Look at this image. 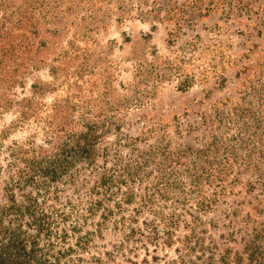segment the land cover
Masks as SVG:
<instances>
[{
    "label": "rangeland",
    "instance_id": "rangeland-1",
    "mask_svg": "<svg viewBox=\"0 0 264 264\" xmlns=\"http://www.w3.org/2000/svg\"><path fill=\"white\" fill-rule=\"evenodd\" d=\"M1 48L0 209L31 160L69 161L13 189L67 232L60 264L217 258L264 228V0H0Z\"/></svg>",
    "mask_w": 264,
    "mask_h": 264
},
{
    "label": "trees",
    "instance_id": "trees-1",
    "mask_svg": "<svg viewBox=\"0 0 264 264\" xmlns=\"http://www.w3.org/2000/svg\"><path fill=\"white\" fill-rule=\"evenodd\" d=\"M3 53L4 49L1 48L0 56ZM84 136L86 134L72 142L74 147L67 152V158L73 159L78 153L86 158L92 156L91 148H87L85 141L81 142ZM57 158L52 156L45 158L44 161L31 160L28 167L17 172L12 187L7 189L10 200L0 209V264L61 263L60 253L56 254L54 250L67 236V232H62L60 228L61 223L52 212L40 208L41 205L35 195L23 194L24 197L17 200L13 192V189L16 191L27 186L40 192L42 188L56 182L70 167L69 161L61 162ZM6 217L8 220L4 223ZM246 219L250 221L247 217ZM244 233L246 238L242 237L243 244L240 250L225 247L217 258L210 252L192 259L189 253L186 254L188 258H185V255L181 258L180 264H264V228L250 227ZM81 243V236L76 237L75 244L78 246ZM72 250L73 247L69 245L64 251ZM201 252L205 253L204 250Z\"/></svg>",
    "mask_w": 264,
    "mask_h": 264
}]
</instances>
